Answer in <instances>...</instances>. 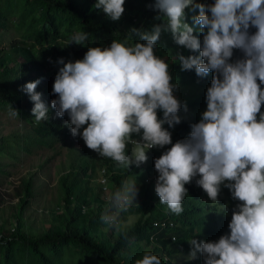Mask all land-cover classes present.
Wrapping results in <instances>:
<instances>
[{
  "label": "clouds",
  "instance_id": "9594fccd",
  "mask_svg": "<svg viewBox=\"0 0 264 264\" xmlns=\"http://www.w3.org/2000/svg\"><path fill=\"white\" fill-rule=\"evenodd\" d=\"M124 4L125 0H97L95 8L119 21ZM190 6L199 10L193 26L184 22V10ZM154 8L165 15L163 25L151 31L131 28L124 40L89 47L83 59L74 62L60 58L52 90L58 98L51 108L59 118L67 114L65 127L71 138L84 141L101 161L110 159L127 170L133 164L141 167V180L156 182L160 204L173 214L184 211L186 185L193 180L214 204L219 205L222 188L229 190L238 201L229 233L215 242L191 239L190 259L199 253L203 264H264V0H155ZM162 32H170L177 45L199 52L187 57L177 53L182 71L194 69L202 79L212 73L206 111L191 125L189 136L174 144L169 129L181 123L178 113L182 108L187 112V105L174 95L179 85L173 83L170 65L156 55ZM87 39L83 32L71 38L77 45ZM235 50L242 58L233 60ZM40 82L24 86L37 122L49 119V107L36 92ZM9 115L18 116L11 105ZM168 145L154 160L155 178L147 171L152 162L140 164L147 161L148 150ZM99 172L103 180L97 177V183L106 185L107 168ZM138 192L136 181H124L112 198L117 213L106 212L101 221L121 231L117 215L138 205ZM229 205L220 207L226 213ZM134 264L162 260L145 250Z\"/></svg>",
  "mask_w": 264,
  "mask_h": 264
},
{
  "label": "trees",
  "instance_id": "16d2710c",
  "mask_svg": "<svg viewBox=\"0 0 264 264\" xmlns=\"http://www.w3.org/2000/svg\"><path fill=\"white\" fill-rule=\"evenodd\" d=\"M96 3L97 0H0V31L13 28L17 33L9 49L1 50L0 116L9 115L11 105L18 111V120L28 127L22 134L15 132L3 136L0 132V178L12 174L6 168L12 162H20L21 154L37 156L39 151L52 149L73 137L65 127L67 114L59 118L51 108V101L58 98L52 90L55 76L62 66L57 63L60 58L74 62L83 59L89 47H105L113 39L124 40L131 28L151 31L153 26L165 23V15L154 8L155 0H125V12L119 21H112L101 9H96ZM184 11V22L193 26L192 18L199 14V10L190 6ZM77 32L88 34V39L81 45L71 40ZM194 35L202 40L199 33L194 32ZM131 39L139 41L136 36ZM177 53L185 57L199 56V52L193 53L177 45L170 32H162L156 55L170 65L173 83L179 85L174 95L187 105V112L182 108L178 113L181 123L169 129L173 144L186 139L191 125L199 122L201 114L206 111V91L212 79L211 72L202 79L196 76L194 69L182 71ZM242 55L235 50L233 60L242 58ZM37 80L41 82L36 92L42 94V100L49 107L48 121L35 120L31 111L34 105L24 89L27 83ZM158 114L163 115L162 112ZM133 138L139 139L138 136ZM128 154L130 156L131 151ZM2 159L10 162L2 164ZM47 161H40L37 170L43 169ZM107 161L97 166V160L89 157L59 177L61 196L49 212L50 226L37 234L33 233L25 216L34 198L35 171L25 175L20 181L22 196L12 215L15 221L8 228H0V264H134L136 259L142 258L145 250L160 257L162 264H203L199 253L195 259L179 258L190 254L192 248L188 242L193 238L198 242H215L229 233L231 212L238 201L231 198L228 189L222 188L219 205L214 204L195 180L186 185L188 196L183 201L184 211L180 215L171 213L166 205L160 204L152 180L148 185L140 180L142 188H138V205L134 204L117 215L121 231L106 225L101 216L106 212L117 213L113 207L114 192L130 176L142 170L135 164L127 170L110 159ZM102 167L107 168L106 185L95 182ZM153 169L154 163L148 165V172L152 173ZM224 198H230V203H225ZM225 204H230L226 213L220 207ZM57 209L61 212L56 213ZM130 215L138 218L132 226L124 227L122 223Z\"/></svg>",
  "mask_w": 264,
  "mask_h": 264
},
{
  "label": "rangeland",
  "instance_id": "374dc122",
  "mask_svg": "<svg viewBox=\"0 0 264 264\" xmlns=\"http://www.w3.org/2000/svg\"><path fill=\"white\" fill-rule=\"evenodd\" d=\"M16 37L17 33L13 28L0 31V57L2 56V48L8 50L10 42L13 39H16ZM8 65L11 66L12 62H8ZM26 130H28V127L20 122L17 117H12L10 115L0 116V132L3 136H10L15 132L22 134ZM166 147L167 146L163 149L155 148L156 150H148L146 153L147 161L140 165L146 167L149 165L147 164L148 162L154 163L156 158H159L164 151L168 150ZM158 151H160L159 154ZM89 157L97 160V166L102 162L101 157H99L97 153L88 149L84 141L78 142L75 138L61 141L52 149L39 151L37 156H25L24 154H21L19 157L20 162H12L9 167L6 168L11 171L12 174L0 178V228L3 226L8 228L15 221V218L12 217L16 212L14 207L20 196H22L20 194V181L25 175L35 171L34 198L29 203L25 212L26 222L32 226L33 233L35 234L43 229H47L50 226L51 221L49 212L54 208L56 202H58L61 196L58 184L59 177L70 171L71 167L81 165L87 161ZM44 159H48L45 167L41 170H37V164ZM9 162L10 160L8 159L1 160L2 164ZM152 174H154L155 178H158L156 170H154V173ZM142 175V172H140L130 176L127 180L136 181L137 187L142 188L139 186ZM144 176L145 175H143V178ZM97 177L100 181L103 180L101 172L97 174ZM95 182L97 183L96 179ZM148 184H150V182L145 183V185ZM155 184L156 182H154V185ZM149 189L152 190V188ZM224 200L225 203H230V198H224ZM55 212L60 213L61 211L57 209ZM137 218V215H130L128 220L122 223V225L124 227L132 226ZM204 242H209V240H205ZM183 257L185 259H190L189 254L179 256V258Z\"/></svg>",
  "mask_w": 264,
  "mask_h": 264
},
{
  "label": "built area",
  "instance_id": "2783aa9c",
  "mask_svg": "<svg viewBox=\"0 0 264 264\" xmlns=\"http://www.w3.org/2000/svg\"><path fill=\"white\" fill-rule=\"evenodd\" d=\"M162 225H164V223H162ZM0 239H1V236H0Z\"/></svg>",
  "mask_w": 264,
  "mask_h": 264
}]
</instances>
